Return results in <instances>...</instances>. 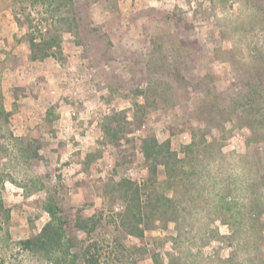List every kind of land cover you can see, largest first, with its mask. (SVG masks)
Returning a JSON list of instances; mask_svg holds the SVG:
<instances>
[{"label": "rangeland", "instance_id": "obj_1", "mask_svg": "<svg viewBox=\"0 0 264 264\" xmlns=\"http://www.w3.org/2000/svg\"><path fill=\"white\" fill-rule=\"evenodd\" d=\"M255 50L264 0H0V264H71L87 245L97 264H264V144L197 110L206 89L228 104L231 64ZM151 136L177 154L170 174L149 176ZM59 220L56 255L25 247Z\"/></svg>", "mask_w": 264, "mask_h": 264}, {"label": "trees", "instance_id": "obj_2", "mask_svg": "<svg viewBox=\"0 0 264 264\" xmlns=\"http://www.w3.org/2000/svg\"><path fill=\"white\" fill-rule=\"evenodd\" d=\"M30 45L35 51L40 47H44V50L50 47L46 42L43 44H36L33 40H31ZM231 52L232 51H228V53ZM262 53L264 52L255 50L251 53L250 59L243 62V64H239L238 66H234V63L231 64L232 68L235 70L234 77L239 86V91L226 101L228 104H223L224 99L220 98V96L218 98V96L210 95L212 90L206 89L205 99L203 103L197 107V110L200 112L201 119H203L205 115H209L213 118L216 117V115L222 118H232L236 124L247 127L252 136L257 137L256 140L264 144V55ZM157 93H159V85L155 82L142 92L141 95L143 96L144 103H149V100L155 99ZM3 113V108L0 107V114ZM106 133L108 136H114L116 134L114 125L109 127ZM214 141L216 140L213 138L212 142ZM195 145L193 141L189 146H186L187 150L192 149ZM141 153L145 161L149 163L148 173L151 177H154L156 174L157 165L161 164L166 173L170 174L179 163L177 154L170 152L169 143L164 141L160 142L159 139L154 136L142 141ZM124 185L130 188L131 186L133 187L134 184L123 180L117 187L124 188ZM134 192L136 198L133 201H136V210L133 212L131 207L132 203L130 206L131 201H128L129 206L125 211V220L133 218L135 222L131 224L133 230L127 231L126 233L127 235L142 238L144 229H139V226L143 222L144 217L147 216V213L144 214L142 211L138 190L135 189ZM121 195L125 198L127 196V191L123 190ZM154 201L155 200L152 201V199H150L148 204L150 205ZM148 207L150 206L145 208L147 209ZM51 213L53 214V212ZM80 221L81 219L78 218L76 222L77 228L88 234L86 224ZM59 224L60 225H55L53 222L47 221L37 234L29 237L23 244L34 253L46 256L56 255V252L62 246L61 242L63 237V222L59 220ZM79 252L80 262L76 263L79 261H76ZM79 252L74 256L75 259L72 260L71 264H97V258L91 253V245H87L82 249L80 248ZM65 259L64 255L59 256L56 258V264H62Z\"/></svg>", "mask_w": 264, "mask_h": 264}]
</instances>
